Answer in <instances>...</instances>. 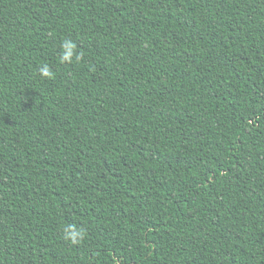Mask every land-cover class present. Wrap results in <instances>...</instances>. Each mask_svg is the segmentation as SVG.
Instances as JSON below:
<instances>
[{"label":"trees","instance_id":"trees-1","mask_svg":"<svg viewBox=\"0 0 264 264\" xmlns=\"http://www.w3.org/2000/svg\"><path fill=\"white\" fill-rule=\"evenodd\" d=\"M0 264H264V0H0Z\"/></svg>","mask_w":264,"mask_h":264},{"label":"clouds","instance_id":"clouds-1","mask_svg":"<svg viewBox=\"0 0 264 264\" xmlns=\"http://www.w3.org/2000/svg\"><path fill=\"white\" fill-rule=\"evenodd\" d=\"M66 46L71 47L73 50V55L75 54V46L71 44L70 41H66ZM71 57H69L70 59ZM42 75L47 77L50 75L47 69H42ZM85 232L82 229H79L75 226H68L65 229V236L67 239L71 240L72 243L77 244L83 239H85Z\"/></svg>","mask_w":264,"mask_h":264}]
</instances>
